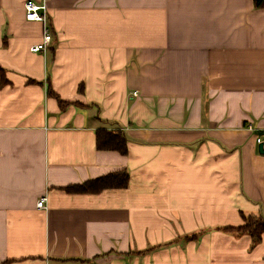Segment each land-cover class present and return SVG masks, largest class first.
Segmentation results:
<instances>
[{
  "label": "crops",
  "instance_id": "crops-1",
  "mask_svg": "<svg viewBox=\"0 0 264 264\" xmlns=\"http://www.w3.org/2000/svg\"><path fill=\"white\" fill-rule=\"evenodd\" d=\"M27 1L0 0V264H264V237L223 231L264 216V7L49 0L41 23Z\"/></svg>",
  "mask_w": 264,
  "mask_h": 264
},
{
  "label": "trees",
  "instance_id": "trees-1",
  "mask_svg": "<svg viewBox=\"0 0 264 264\" xmlns=\"http://www.w3.org/2000/svg\"><path fill=\"white\" fill-rule=\"evenodd\" d=\"M255 6L264 7V0H256ZM0 77L2 84H6L5 71L0 68ZM49 95L54 97L60 107L65 109L69 104L62 101L53 90L49 91ZM97 148L100 151H116L122 155L128 154V141L125 134L121 131H110L107 129H99L97 131ZM130 185V174L127 170L111 173L105 177L88 181L82 185H74L66 187L64 190L68 193L79 194H99L107 190H123ZM244 223L237 227H226L223 231L231 232L237 237L250 236L253 240V246L261 243L264 237V216H243Z\"/></svg>",
  "mask_w": 264,
  "mask_h": 264
},
{
  "label": "built area",
  "instance_id": "built-area-1",
  "mask_svg": "<svg viewBox=\"0 0 264 264\" xmlns=\"http://www.w3.org/2000/svg\"><path fill=\"white\" fill-rule=\"evenodd\" d=\"M49 0H43L42 3H37L35 1L29 0L25 3V12H26V19L28 21L32 22H41V23H46L47 20V15H46V10H47V2ZM52 42V34L50 31V28L45 29V35L42 43L33 45L31 47V51L33 53H43L46 52L48 49V46ZM137 95V93H135ZM249 131H254L252 126L248 127ZM256 142L258 145H263L264 146V133L259 134L256 138ZM38 207L40 209H47V199L42 198L39 203Z\"/></svg>",
  "mask_w": 264,
  "mask_h": 264
},
{
  "label": "water",
  "instance_id": "water-1",
  "mask_svg": "<svg viewBox=\"0 0 264 264\" xmlns=\"http://www.w3.org/2000/svg\"><path fill=\"white\" fill-rule=\"evenodd\" d=\"M260 152L264 153V146L263 145H260Z\"/></svg>",
  "mask_w": 264,
  "mask_h": 264
}]
</instances>
